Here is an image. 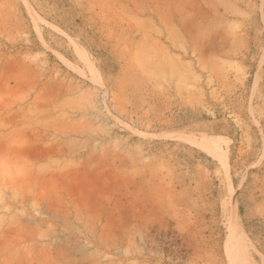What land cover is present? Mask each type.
<instances>
[{
  "label": "rangeland",
  "instance_id": "rangeland-1",
  "mask_svg": "<svg viewBox=\"0 0 264 264\" xmlns=\"http://www.w3.org/2000/svg\"><path fill=\"white\" fill-rule=\"evenodd\" d=\"M0 264H264V0H0Z\"/></svg>",
  "mask_w": 264,
  "mask_h": 264
},
{
  "label": "bare ground",
  "instance_id": "bare-ground-1",
  "mask_svg": "<svg viewBox=\"0 0 264 264\" xmlns=\"http://www.w3.org/2000/svg\"><path fill=\"white\" fill-rule=\"evenodd\" d=\"M79 52V51H78ZM82 55V54H81ZM81 58H84L83 56ZM226 139V138H225ZM222 142L223 140H218L216 137H208V138H204L200 141L199 145L208 150V151H213V152H217L220 153L222 155ZM223 157V156H222ZM218 158V157H217ZM225 164V163H224ZM226 165V164H225ZM236 214V213H235ZM236 220V219H235ZM233 226V225H232ZM240 229L238 227V225H236L233 228V231L231 233V240L230 242L232 243V245H238L240 240ZM241 238V237H240ZM230 246V245H229ZM232 247V246H231ZM233 250V249H232Z\"/></svg>",
  "mask_w": 264,
  "mask_h": 264
}]
</instances>
